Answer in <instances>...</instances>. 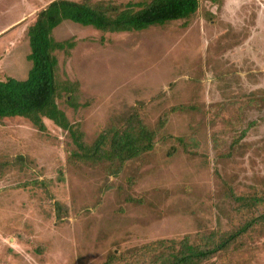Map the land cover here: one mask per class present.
Masks as SVG:
<instances>
[{"label":"rangeland","instance_id":"obj_1","mask_svg":"<svg viewBox=\"0 0 264 264\" xmlns=\"http://www.w3.org/2000/svg\"><path fill=\"white\" fill-rule=\"evenodd\" d=\"M51 1L0 0V81L26 78L27 29ZM52 38L74 42L55 52L56 78L78 87L56 102L84 141L140 120L154 145L114 174L69 164L71 140L48 120L41 133L0 119V264H103L159 239L198 244L251 216L235 198L264 195V0H199L185 19L127 33L63 21ZM245 242L206 264H264V227Z\"/></svg>","mask_w":264,"mask_h":264},{"label":"trees","instance_id":"obj_2","mask_svg":"<svg viewBox=\"0 0 264 264\" xmlns=\"http://www.w3.org/2000/svg\"><path fill=\"white\" fill-rule=\"evenodd\" d=\"M198 2L150 0L145 3H127L119 9L114 6L93 7L86 2L72 0H52L37 13L27 29V60L31 67L26 78L0 81V119H26L41 133L46 131L44 120H48L66 131L71 140L72 147L67 156L69 164L108 163L113 173L118 174L127 162L153 149L155 134L140 120H129L119 128L103 130L91 144H87L79 124L70 123L56 102L61 92L73 98L78 87L77 83L61 84L56 78L55 52L63 51L68 55L74 48V42H57L52 38V32L63 21L103 33L141 31L154 24L187 18L196 11ZM261 99L264 100V97ZM71 101L67 103L71 104ZM246 104L249 106L252 103L246 101ZM243 135L244 132L236 140L237 144ZM235 201L239 215L250 213L251 216L244 217L241 223L229 231L201 234L198 244H193L187 235L178 239L151 241L126 253L113 251L103 264H206L219 255L227 254L230 249L239 250L246 245V239L253 237L257 227H264V195L259 191L253 192L251 195L238 196Z\"/></svg>","mask_w":264,"mask_h":264}]
</instances>
